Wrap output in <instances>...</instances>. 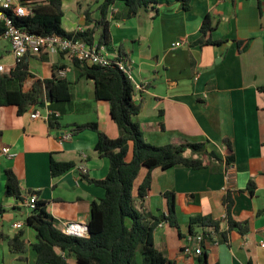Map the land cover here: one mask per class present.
I'll use <instances>...</instances> for the list:
<instances>
[{
  "label": "crops",
  "instance_id": "1",
  "mask_svg": "<svg viewBox=\"0 0 264 264\" xmlns=\"http://www.w3.org/2000/svg\"><path fill=\"white\" fill-rule=\"evenodd\" d=\"M103 1L63 0V30L74 33L92 28L85 13L97 21ZM182 5L181 0H158L155 9H140L130 18L122 2L111 5L105 48L110 56L129 60L134 102L141 106L135 119L147 143H206L222 162L194 155L203 160L204 168L153 170L150 190L136 206L154 217L167 216L163 194L174 193L179 227L163 222L153 232V243L175 264H264V0H189L187 11ZM206 15L214 24L211 38L221 41L220 45L202 44L200 27ZM22 63L29 74L22 89L36 88L37 101L20 113L14 105L0 107V144L15 154L11 159L0 158V234L12 237L22 230L27 246L14 253L0 239V264L36 263L32 245L37 233L26 224L29 196L45 203L59 231L67 223L87 227L91 203L104 197V190L87 179L103 180L109 161L94 151L96 133L73 135L75 125L95 122L109 138L121 136L109 116L108 102L95 99L93 81L75 62L43 54L25 56ZM0 65L4 67L0 74L16 65L10 45L2 38ZM58 81L65 82L68 99L51 102L49 90ZM34 111L40 114L36 119L31 118ZM47 111L58 114V127L49 125ZM66 132L71 139L59 141ZM230 154L233 160L225 164ZM131 157L130 144L126 160ZM51 162L72 167L52 177ZM80 166L86 174H80ZM8 170L19 182L22 201L4 194ZM146 173L140 169L136 185ZM227 197L232 201L230 218L238 225L230 230ZM197 215L210 217L219 227L215 232L196 228L195 234H210L211 240L202 254L185 255L183 248L191 236L189 220ZM15 222L23 227L14 230ZM68 260L74 263V257Z\"/></svg>",
  "mask_w": 264,
  "mask_h": 264
},
{
  "label": "trees",
  "instance_id": "2",
  "mask_svg": "<svg viewBox=\"0 0 264 264\" xmlns=\"http://www.w3.org/2000/svg\"><path fill=\"white\" fill-rule=\"evenodd\" d=\"M63 0H48V5L35 8L32 15L14 17L13 22L18 28L35 35H58L66 38L81 40L92 46H107L109 43L108 9L111 5L122 2L126 8V17L135 16L140 9H155L158 0H104L99 7V19L92 21L85 13L88 23L93 27L82 32L67 33L62 28L64 17ZM185 11L189 8V0H181ZM214 24L209 15H206L200 27L204 45H220L221 41H213L211 33ZM4 26L0 23V38L4 33ZM99 31L98 36L96 35ZM242 45H239V50ZM120 57H124L120 55ZM82 69L83 75L94 83V97L97 101H106L109 104V116L121 132L118 138H109L100 131L97 123L89 122L77 124L71 130L73 135L92 131L97 135L94 151L98 157L109 161V169L103 180H88L90 183L104 190L102 199L93 201L90 205V219L88 234L84 237L66 236L54 226L53 218L47 213L45 203L37 201L26 218V224L33 228L37 235V242L32 245L36 254L35 264H175L157 250L153 243V232L160 223L168 222L178 229L175 214V198L173 192H165L167 216L154 217L141 210L136 203L142 202L151 187V172L155 169L167 170L175 167H185L199 170L205 167L203 160L198 156H206L221 163L220 157L209 150L206 143L167 144L155 146L145 141L140 124L136 117L141 106L134 102L135 87L116 66L101 68L85 66L73 61ZM29 77L22 60L6 74H0V107L14 105L18 112H22L37 101L36 88L24 92L22 85ZM14 83L16 88H10ZM65 82L58 81L51 86L49 97L51 102L68 99ZM60 92L64 93L61 95ZM57 117L48 119L51 127H58ZM228 150L231 146L225 141ZM130 144L132 157L127 161ZM191 156H186V151ZM233 160L232 154L225 158L224 163ZM70 163L50 164L52 177L59 176L69 169ZM141 168L147 173L144 179L136 185ZM214 171L219 172V169ZM251 185H249L250 188ZM252 193V189H250ZM4 194L7 197L21 200L19 182L10 170L5 172ZM31 193H27L30 195ZM227 220L229 230L238 225L232 222L230 211L232 201L226 198ZM2 210L0 209V213ZM198 227L218 230L219 222L207 216H193L189 220V234L195 235ZM223 238L225 234L222 233ZM2 239L14 253H21L26 249L27 242L24 232L20 230L14 236L0 234ZM74 257V263L68 258Z\"/></svg>",
  "mask_w": 264,
  "mask_h": 264
},
{
  "label": "built area",
  "instance_id": "3",
  "mask_svg": "<svg viewBox=\"0 0 264 264\" xmlns=\"http://www.w3.org/2000/svg\"><path fill=\"white\" fill-rule=\"evenodd\" d=\"M48 5V0H0V23L4 26V33L1 36L10 45L11 54L16 60L20 62L25 56H39V55H62L70 61H77L85 66H98L106 68L116 66L121 72L130 79L129 60L126 57H112L106 50L105 46H98L93 44L89 46L81 40L74 38H66L58 35H35L26 32L15 26L13 22L14 17H26L32 15L35 8ZM81 32V31H80ZM178 43L176 46H180ZM0 71H4V67L0 65ZM140 86H136L139 90ZM40 116L38 111L31 114L32 119ZM50 116L58 117V114L53 111H47L46 119ZM71 133H63L59 137V141L64 142L71 139ZM15 154L8 146L0 144V158L11 159ZM81 175L86 174L84 166L79 167ZM37 202L35 195H31L25 201V205L31 210ZM160 223L158 226H162ZM23 223L15 222L12 225L14 230H20ZM62 234L66 236L84 237L87 235V228L74 223H67L61 229ZM211 240L210 234L200 233L190 236L189 243L183 248L185 255L195 254L200 255L203 252V246L208 244ZM194 244L190 248V245ZM264 248V242L261 243Z\"/></svg>",
  "mask_w": 264,
  "mask_h": 264
},
{
  "label": "water",
  "instance_id": "4",
  "mask_svg": "<svg viewBox=\"0 0 264 264\" xmlns=\"http://www.w3.org/2000/svg\"><path fill=\"white\" fill-rule=\"evenodd\" d=\"M86 228H87V233H88V226Z\"/></svg>",
  "mask_w": 264,
  "mask_h": 264
}]
</instances>
